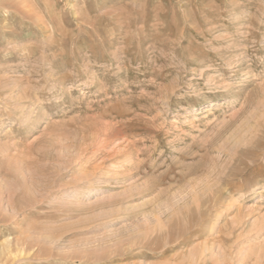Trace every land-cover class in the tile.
<instances>
[{
  "label": "rangeland",
  "instance_id": "obj_1",
  "mask_svg": "<svg viewBox=\"0 0 264 264\" xmlns=\"http://www.w3.org/2000/svg\"><path fill=\"white\" fill-rule=\"evenodd\" d=\"M0 264H264V0H0Z\"/></svg>",
  "mask_w": 264,
  "mask_h": 264
},
{
  "label": "bare ground",
  "instance_id": "obj_2",
  "mask_svg": "<svg viewBox=\"0 0 264 264\" xmlns=\"http://www.w3.org/2000/svg\"><path fill=\"white\" fill-rule=\"evenodd\" d=\"M28 1V0H27ZM204 211V213H205V210H203ZM201 215V214H200ZM11 248V247H10ZM8 251H10V250H8ZM10 254H11V251H10ZM15 254V253H14ZM9 255V254H8ZM12 257V256H11ZM11 257L9 256V258L11 259ZM12 258H14V257H12Z\"/></svg>",
  "mask_w": 264,
  "mask_h": 264
}]
</instances>
